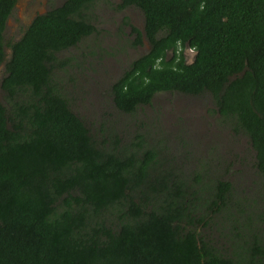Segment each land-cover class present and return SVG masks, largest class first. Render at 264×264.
Wrapping results in <instances>:
<instances>
[{"label": "trees", "instance_id": "16d2710c", "mask_svg": "<svg viewBox=\"0 0 264 264\" xmlns=\"http://www.w3.org/2000/svg\"><path fill=\"white\" fill-rule=\"evenodd\" d=\"M91 2L36 16L4 62L16 0H0V264H264V230L227 217L230 183L187 184L156 167L140 140L96 142L69 109L52 78L55 54L93 33L83 14ZM123 5L143 12L151 47L111 86L114 107L133 114L158 93H209L219 118L247 137L264 188V0ZM220 217L226 249L204 232Z\"/></svg>", "mask_w": 264, "mask_h": 264}, {"label": "rangeland", "instance_id": "374dc122", "mask_svg": "<svg viewBox=\"0 0 264 264\" xmlns=\"http://www.w3.org/2000/svg\"><path fill=\"white\" fill-rule=\"evenodd\" d=\"M40 1H17L3 32L4 62L10 54L9 45L21 37L35 17L31 16L33 10L44 14L64 2L50 0L42 5ZM119 1L93 0L83 11L93 33L75 47L55 54L57 63L52 78L69 109L96 142L110 137V144L114 135L121 146L140 140L142 146L157 154L156 167L187 184H211L216 180L230 183L233 190L227 217L234 219L231 223L243 224L247 220L251 231L264 230V188L253 166L254 152L245 135L234 133L219 118L209 93H159L133 114H124L114 107L111 86L131 61L146 52L131 46V34L122 25L124 13L117 8ZM125 16L140 26L136 10ZM192 58L193 53L186 51L185 60L191 62ZM0 103L7 107L1 89ZM211 222V228L204 230L205 236L218 248H228L229 236L220 225L225 224L226 218Z\"/></svg>", "mask_w": 264, "mask_h": 264}, {"label": "flooded vegetation", "instance_id": "af4514ba", "mask_svg": "<svg viewBox=\"0 0 264 264\" xmlns=\"http://www.w3.org/2000/svg\"><path fill=\"white\" fill-rule=\"evenodd\" d=\"M18 0H16V3H17ZM47 1H50V0H41L40 3H42V5L45 4V2ZM65 1V0H64ZM93 2V0H92ZM92 2L90 3V6L92 4ZM15 3V5H16ZM63 4V3H62ZM61 6V5H60ZM15 7V6H14ZM57 8V7H55ZM117 8L121 11H123L124 13V16H123V19H122V25L123 27L127 28L128 32L131 34V37H132V47L133 48H138L140 50H145L146 52L144 54H146L149 50H150V42L148 41L147 39V36L145 35V18H144V14L143 12L136 6L134 5H123V0H120L119 1V4L117 5ZM54 9V8H52ZM51 10V9H50ZM130 10H136L137 11V14H139V27L136 26V24L132 21V19L129 18V16H125L129 13ZM49 11V10H48ZM47 11V12H48ZM36 14V15H34ZM45 14V13H44ZM38 15H42V14H39L38 11L36 9L33 10V12L31 13V16H35L33 17V19L36 18V16ZM33 19L31 20V22L33 21ZM30 22V23H31ZM25 24L28 23V21H25L24 22ZM30 25V24H29ZM28 25V26H29ZM27 26V27H28ZM25 31V30H24ZM165 35V31L164 30H159L157 31L155 34H154V38L155 39H159V38H162L163 36ZM176 47L177 49L179 50L181 45L180 44H176ZM186 50H189L191 52H194L192 49H190L186 44H184V48L182 49V56L184 57V60H185V56H184V52ZM195 53V52H194ZM143 54V55H144ZM142 56V55H141ZM172 56V50H169V52L166 54V57L165 59L168 60L170 59V57ZM134 61V60H133ZM186 61V60H185ZM132 62V61H131ZM125 72V71H124ZM123 72V73H124ZM123 75V74H122ZM121 75V76H122ZM159 94V93H158ZM153 98V97H152ZM152 100V99H151ZM149 105V104H148ZM141 107V106H140ZM138 108V107H137ZM136 108V109H137ZM251 148V147H250Z\"/></svg>", "mask_w": 264, "mask_h": 264}, {"label": "water", "instance_id": "95a60500", "mask_svg": "<svg viewBox=\"0 0 264 264\" xmlns=\"http://www.w3.org/2000/svg\"><path fill=\"white\" fill-rule=\"evenodd\" d=\"M186 51H189V50H186ZM186 51L184 52V56H186ZM189 52H191V51H189ZM193 53V57H194V55H195V53L194 52H192ZM192 61H193V58H192ZM191 61V62H192ZM191 62H187V61H185V63L188 65V64H190Z\"/></svg>", "mask_w": 264, "mask_h": 264}]
</instances>
